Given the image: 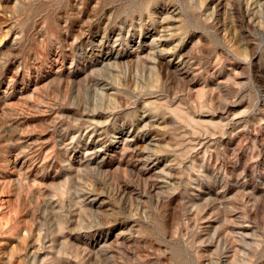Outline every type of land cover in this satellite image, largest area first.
Here are the masks:
<instances>
[{
	"label": "rangeland",
	"instance_id": "obj_1",
	"mask_svg": "<svg viewBox=\"0 0 264 264\" xmlns=\"http://www.w3.org/2000/svg\"><path fill=\"white\" fill-rule=\"evenodd\" d=\"M244 3L0 0V264H264Z\"/></svg>",
	"mask_w": 264,
	"mask_h": 264
},
{
	"label": "bare ground",
	"instance_id": "obj_2",
	"mask_svg": "<svg viewBox=\"0 0 264 264\" xmlns=\"http://www.w3.org/2000/svg\"><path fill=\"white\" fill-rule=\"evenodd\" d=\"M243 1H245V3H246V5H248V7L247 6H245V7H247L246 8V14L248 15V13H251L252 11H253V9H255L256 7H257V5L258 4H260V0H243ZM261 1H263V0H261ZM244 3V4H245ZM243 4V3H242ZM263 5H264V3H263ZM244 7V8H245ZM243 10V9H242ZM243 13V12H242ZM244 15V14H243ZM244 16H246V15H244ZM250 16V15H249ZM252 16V15H251ZM250 20H252V18H250ZM250 20H249V23H250Z\"/></svg>",
	"mask_w": 264,
	"mask_h": 264
}]
</instances>
